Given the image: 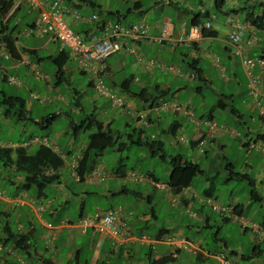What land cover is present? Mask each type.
Wrapping results in <instances>:
<instances>
[{
    "label": "crops",
    "instance_id": "obj_1",
    "mask_svg": "<svg viewBox=\"0 0 264 264\" xmlns=\"http://www.w3.org/2000/svg\"><path fill=\"white\" fill-rule=\"evenodd\" d=\"M61 1L67 9L63 17L71 21V25L75 28L74 33L86 41L101 37L106 29L113 24L129 26L139 22L149 26L152 37L161 36V27L167 23L170 25L173 37L179 38L187 32L193 22L210 23L211 35L190 46L179 45L175 48L167 42L162 45L152 41L127 42L119 54L105 62L104 85L112 91L114 96L122 99L126 104L124 108H118L113 105L110 99L96 94L92 76L79 68L77 62L69 56L68 51L52 37L50 30L41 35H27V30L33 28L38 17L37 10L29 11L27 0H0V82L8 85L7 77L18 78L19 76L39 83L36 87L37 93L31 91L30 88L24 90L19 86L22 90L18 91L26 92L27 96L24 97L18 96L16 93L9 94L4 88L0 90V123L3 118L6 126L9 127V121L13 118L15 124L10 126L13 128L20 126L22 129L19 135L21 139L16 143L11 145L0 143V149H11V164L4 167L1 160L0 163L3 169L9 170L12 174L10 176H13V178H8L5 174V179L1 173L2 180H5L10 186L11 195H8L9 189L7 190L6 187L0 188V228L7 223V219H10L12 213L17 224L15 231L27 235L29 242H31L27 252H20L19 250H14L11 254L1 252L0 264H244L245 262L255 264L259 261L264 264V240L258 241L250 230L242 228L240 224L234 223L230 219L227 220L224 219L225 217L217 215L204 203L206 198H212L222 206H231L233 209L237 207L240 214H236L237 216L261 226L264 230V220L262 223H258L247 217L248 213L251 212L250 210L264 208V164L259 162L260 157L264 159V120L260 119L259 116L255 119L253 116L254 113L259 114L258 110L254 108L253 99L248 92V75L242 66L241 59L234 54L235 48L227 41L229 27L224 22L225 15L231 13L237 15L242 21H245L244 15L248 13L254 16L261 15L264 10V0H225L224 15H221L222 18L219 19L216 16L219 13L216 11L212 0ZM124 5L128 7L125 13H122L121 8ZM73 12L79 14L81 19L75 20L72 17ZM152 13L154 16L151 18V23L148 24L146 18H149ZM203 15L207 18L206 21L202 19ZM93 16L96 19L89 22L88 19ZM128 16H135L137 19L127 22ZM214 22H217L219 26L213 27ZM67 25L69 26V24ZM69 27L71 28V26ZM218 29H226L227 31L220 33ZM259 33L264 35V31L256 30L257 44L247 45L248 35H246L242 45L249 72L258 79V89L262 96L260 99L264 102V37H260ZM221 35L224 36L223 40ZM21 37H24V41H21ZM208 39L218 40L222 44L223 48L215 47L222 50L221 56H224L222 62L214 54L213 49L205 45V40ZM127 49H133L135 53L129 54ZM62 51L67 52L68 63H72V65L67 63L63 69L64 78L67 80L61 85H56V69L51 76V71L48 69L50 74H47L43 64L46 61L53 64L52 59ZM255 52L257 55H254ZM148 59L156 61V65L150 69L145 67V62ZM258 60L262 61V65L258 64ZM191 62L193 67L188 65ZM203 63L216 69L219 75L222 71L225 74L229 71L233 78L237 77L238 65H240L247 79L244 91L238 89L235 90V93L226 95L216 89L213 80L205 69L206 65ZM32 65H36L45 78L37 79L31 68ZM170 67L174 70L177 69V72L170 71ZM191 68L201 70L202 80L197 79L194 70ZM126 71H128L127 74ZM75 75L89 77L88 83L80 88H69L71 79ZM226 82L233 81L226 79ZM62 86L71 90L72 94H64ZM133 86L136 88L134 89ZM156 89L164 93L159 95L155 104L163 101L187 103L197 120L213 119L223 129L219 130L213 139L206 140L201 150L198 142L205 138L208 130L206 127H196L192 121L178 113H151L148 111L150 102L139 99L144 98L145 93L139 97L137 95L142 90L153 91ZM90 91L92 95H88ZM210 93L213 95L214 101L208 104L206 100ZM32 94L45 98L47 100L45 104L48 105L42 104L44 106H41V103L38 104L39 100H32ZM9 98H17L23 101L24 108L19 110L17 109L18 105L8 107L3 103V100ZM104 100L112 104L111 107L114 111H120V115H128L133 119L136 126L131 134H124L119 129L113 130L115 115L112 113L111 116L113 117L107 119L110 110L106 111ZM238 101L243 105L242 111L235 106V102ZM53 103H65V106L70 107L77 116H84L80 123L67 116L70 118L68 128L71 129V133L64 128L59 133H55L54 121L61 118L65 113L59 109L49 110ZM45 107H48L47 111L43 110ZM86 110L90 113L89 115L85 114ZM216 110L221 111L219 116L226 118L233 116L235 122H242L245 126L247 124L245 112L250 113L252 115L250 116V123L257 124L254 133L248 130L244 136L237 133L233 134L226 124L215 117ZM96 111L98 117L95 116ZM140 114H147V119L140 118ZM91 119L101 122L105 128L115 134L113 138H117V141L114 146L118 145L119 151L126 148L129 140L132 143L130 138L134 139L136 135L142 144L147 139H151L163 142L164 146L165 141L162 137H165L168 138L169 145L173 147L182 146L177 142V138L184 136L189 141L185 145L190 148V155L177 154L169 157L182 156L194 163L200 161L202 156L208 158L209 153L211 151L214 153L216 150L218 152L215 157L220 158L219 152L226 148V138L237 139L240 151L247 152L248 158L244 162L245 171L236 172L234 164L226 156H221L223 162L226 163L227 161L232 165L233 175L227 169L225 171L224 164L221 162L222 169L216 170V167L211 166L207 169V173L211 176L204 178L206 186L201 189L200 193L191 185L176 195L171 193L167 185L170 168L167 171L168 179L164 184L160 183L153 172L145 175L165 186V189L155 188L147 180L135 181L128 178L129 171L126 169L106 172L100 168L101 165L99 164L102 154L96 159V165L92 169L83 166V172L80 174L79 161L87 142L79 144L76 139L82 131L94 129H82L83 125ZM28 123L33 128L30 132H28L29 128L27 129ZM126 127H130V124L126 123ZM35 129L44 135L33 134ZM51 130L56 141L63 136L68 139L66 144L69 147L66 150L51 143L50 138L53 139V136L45 134H50ZM26 131L28 133L27 138L24 136ZM91 134L88 135V138ZM193 140L196 142L193 143ZM44 141H47V145ZM251 144L256 145L253 150L250 149ZM253 154L256 155L253 156ZM251 156H253L252 160H250ZM256 160L258 161L256 162ZM73 161L77 162V173L83 177L80 182L73 179L70 168ZM221 170L227 173V177L223 181L226 187L234 188V184L239 181L247 182L243 179H237L238 174L246 175L253 181V189L259 195L260 201H252L250 188H248L245 197L247 204L240 202L237 196L234 197L233 190L230 191L227 201H219V198L214 195V191L216 190L215 182L219 175L218 172ZM37 171H41L47 176H58L57 182L46 188L44 196L38 195L36 191L33 192V186H25V173ZM93 171L99 172L102 178L86 180V176ZM205 174L206 171H203V175ZM129 185H145L154 192L141 193L131 189ZM102 188H104L103 191ZM100 191L103 194H100ZM207 191L209 193H205ZM155 193H161V196L158 197L159 200H168L169 204L171 202L170 205L178 214L170 227L160 226L157 228L154 237H148L144 231L156 225L158 219L153 205ZM129 196L134 198L130 203L126 199ZM95 197L98 198V202L101 199L106 204L109 203V206L103 210L96 208L95 212H89L88 200L93 202ZM117 198H120L119 203L113 201ZM137 201L139 202L138 207ZM146 204L149 205L150 213H140L139 206ZM112 208L121 210L120 222L131 233L134 238L133 241L118 244L111 237L100 234L92 228H84L80 224L81 220L92 217L96 212ZM6 210H10L11 213ZM208 212L215 214L217 218L212 217L211 213ZM260 213L262 212L260 211ZM182 218L185 223L180 222ZM187 219L195 221L193 224L195 226L191 225ZM216 219H219L218 223ZM215 223L217 227H215ZM48 224L51 225L50 228L47 227ZM227 225L238 226L241 231L240 235L248 237V243L234 242L232 239L229 242L226 240V236H220L221 229ZM194 227L197 228L196 237L185 235L186 231H190ZM201 229H216L212 231L213 242L219 245L220 250H212L206 245L204 239L201 238ZM141 238L148 239V242L138 241ZM6 247L13 249L10 245H6ZM143 250H147L148 255L143 254Z\"/></svg>",
    "mask_w": 264,
    "mask_h": 264
},
{
    "label": "rangeland",
    "instance_id": "obj_2",
    "mask_svg": "<svg viewBox=\"0 0 264 264\" xmlns=\"http://www.w3.org/2000/svg\"><path fill=\"white\" fill-rule=\"evenodd\" d=\"M128 6L124 5L121 10L122 13H125V10ZM172 10V9H171ZM24 11V10H23ZM153 13L149 16V18H146V22L148 24H150L151 22V18L153 17ZM219 18H222L221 15L217 14L216 15ZM137 18L135 16H128L126 21H135ZM202 19L204 21H206L207 19L202 16ZM64 21L66 22V24H69V26H71V28L73 29V31H75V28L71 25V21L67 18H64ZM216 21V20H215ZM124 24V22H122ZM219 26L217 24V22L213 23V27H217ZM218 31L220 33H226V29L221 30L218 29ZM260 37H264V35L262 33L258 34ZM221 39H224V36L221 35ZM21 41H24V37H21ZM205 45L210 46L213 51L214 54L217 55L220 59L221 62L224 59V56H221V49L219 48H223L222 44L220 43V41L218 40H205ZM216 46H219V48H215ZM219 49V50H218ZM67 50V49H66ZM256 54V52L254 53V55ZM257 55V54H256ZM114 56V55H113ZM112 56V57H113ZM111 58V57H110ZM206 65V68L204 65H202L206 70L207 73L210 75L211 79L214 82V85L216 87V89L220 90L222 93H225L226 95H229L231 93H235V90H242V92L245 89L246 86V74L243 71V68L240 67V65H238V70H237V77L233 78L232 74L228 71L226 74L222 71L219 75L218 71L214 68L208 67L209 64L203 63ZM68 65H72V63H68ZM186 66V64H184ZM43 68L45 69L47 74H50V72H48V69L51 71V76L52 73L54 72V66L53 64H51L50 62L46 61L43 64ZM177 70V69H176ZM128 73V71H126V74ZM18 81L20 83L21 88H23L24 90H27L30 88L31 91H34V93H37V88L39 83H36L33 80H30L28 78H24V77H19L18 76ZM226 79H232L233 82L227 83ZM89 77L87 76H80V75H75L72 77L71 79V85L69 86V88H80L85 86L88 83ZM39 82V81H38ZM240 83V84H239ZM8 84H2L0 82V90L1 88H4L5 91H7L9 94L10 93H16L18 96H27L25 91H18V90H22L20 89V87H16V86H10ZM239 87V88H238ZM133 88L135 89L136 87L133 86ZM62 91L64 92V94L70 95L72 94L71 90H68L65 86H62ZM88 95H92L91 91L89 92ZM108 100V99H107ZM214 101V97L213 95L210 93L207 96V100L206 102L208 104H210L211 102ZM105 103V109L106 111H109L110 114H108L107 119H109V117H113L111 116V114L113 113L115 115L114 117V123H113V130H121L124 134H131L133 129L136 126V123L133 121V119H131L130 116H125V115H120V111H114L111 107V103L109 101L104 100ZM40 104V103H38ZM59 103H53L50 105L49 110H61L63 113H65V115H62L61 118H58L56 121H54V125H53V129L54 131H56L55 133H59L63 128L65 130H68V132L71 133V129L68 128V122L70 121V118L75 121V122H81L82 119H84L83 115L77 116L76 113L74 111H72L70 109V107H66L65 103L64 104H59ZM45 105H48L47 103ZM40 106V105H39ZM41 106H44L41 104ZM235 106L236 108H238L240 111L243 110V105L240 104V102H235ZM43 110H48V107L43 108ZM74 112V113H73ZM86 115H89L90 113L88 112V110H86ZM221 114L220 110H216V115L215 117L222 123L226 124V126H228L229 131L233 132V134H242L243 136L247 133V131L249 130L251 133H254V130L256 129V125L257 124H251L250 123V113L245 112V118H246V126L244 124H242V122L237 123L235 122V119L233 116H230L229 118L226 117H221L219 116ZM98 115V112L96 111L95 116ZM69 116V117H67ZM254 118L257 119L258 115L257 113L253 114ZM98 117V116H97ZM9 127L6 126L5 124V119L2 118V122L0 123V143H9L14 144L17 141H19L21 138L20 132L22 131L21 127L19 126L18 128H13L11 127L12 124L14 125L15 122H13V118L9 121ZM126 123L130 124V127H126ZM11 125V126H10ZM29 128L28 132L31 131V129H33L31 127V125L28 123L27 125V129ZM95 130H88V131H82L79 136L76 139V142L80 143H86L88 140V135L93 133ZM33 134L37 135V136H41L44 135L40 132H38L36 129L33 132ZM47 134V136H53V139L50 138L51 143H54L56 145H58L60 148L66 150L68 146L67 143V138L65 136H63L62 138H60V140L56 141L54 139V135L52 134V130L50 132V134ZM26 138L28 137V133L26 131V134L24 135ZM137 135L134 137V140L137 141ZM24 138V139H26ZM162 139L165 141V146H164V151H165V161H162L158 156L156 157H151L150 156V152L148 151V149L142 144V145H138L137 143L133 144L130 142V140L127 143V148H124L122 151L118 150V145L114 146L112 148H108L106 149L102 155H101V159L99 160V164L101 165V169L105 170L106 172H116L119 169H126L127 171H131V173H137V174H142L143 176L149 174V173H155V177L160 181V183L164 184L167 181V171H169V164H168V160H169V156H175L177 154L180 155H184V156H188L191 153V150L189 147H186L185 143L181 144L182 146L180 147H173L170 146L167 139L165 137H162ZM145 141V140H144ZM225 147L222 151L219 152V157L220 158H216L215 154H217L218 150H216L214 153L211 151L209 153L208 158H205L204 156L201 157L200 161L197 162V164L201 167V169L203 171H206V174L203 176H197L193 183H192V187L194 189L197 190L198 193H200L201 189L203 187L206 186V183L204 182V178H209L211 175L207 173V169L211 166V167H216V170L222 169L223 166L221 164H224V162L221 159V156H226L230 162H232L235 166V171L236 172H243L245 171V167H244V162L247 160L248 156H247V152L244 150L241 152L239 149V141L237 139L228 137L225 140ZM205 148V147H204ZM256 154H253V156H255ZM253 156L250 157V160H252ZM260 163L264 164V159H262L260 157L259 159ZM258 160H256L257 162ZM1 173H3V177L6 179L5 174L8 178H10L12 175L11 172L9 170H4L2 167V164L0 163V188L3 189L4 187H6V189L8 190V195H11V189L10 186L5 182V180H2L1 178ZM219 175L217 176L216 182H215V191H214V195L217 196L219 198V201L224 202L227 201V199L229 198V194L230 191L233 190V196H237L239 201L242 203L247 204L248 202L246 201V194H247V190L249 188L248 183L245 181H239L238 183L234 184V188L232 187H226L225 184L223 183L224 179L227 177V173L224 170H221V172H218ZM150 177V176H148ZM13 178V176L11 177ZM6 185V186H5ZM131 189L133 190H138L141 193H146L148 191V193L154 192L152 189H150L148 186L145 185H129ZM102 191L104 190V188L101 189ZM32 191L34 192V188H32ZM100 191V194H103V192ZM161 196V193H155L154 197V208L155 211L157 213V217L158 219L156 220V225L151 226L149 229L145 230L144 233H146V235L148 237H154V234L157 231V228L160 226H164V227H170V225H172L173 223V219H175L177 217L178 212L176 210H174L172 207L171 202L170 204L168 203V200L165 199H158V197ZM125 198V197H122ZM126 199L128 200V202L130 203V201H133L134 198L132 196L126 197ZM100 201L98 202V198L95 197V199L93 200V202H90V200H88L87 203V207H88V211L89 212H95V209H100L103 210L105 208H107L109 206V203H105L104 201H102L101 199H99ZM120 200V198L114 199L113 201L115 203H119L118 201ZM137 207L139 205V202L137 201L136 203ZM140 209V213H150L149 211V205L146 204L144 206H139ZM5 211V209H3ZM6 211H10V210H6ZM87 211V212H88ZM251 212L248 213V218L253 219L255 221H257L258 223H262L264 220V208L262 209H252L250 210ZM260 211L262 213H260ZM213 212V211H212ZM11 213V211H10ZM71 213L73 214V211H71ZM211 213V212H208ZM260 213V214H258ZM258 214V215H256ZM218 215V214H217ZM256 215V216H255ZM211 216L214 218H217V216L215 214L211 213ZM2 219V218H1ZM185 219V217H184ZM182 218V220L180 222L185 223V220ZM191 225L195 224V221L191 220V219H187ZM217 223L219 222V219H216ZM3 221V219H2ZM10 225L11 227L15 230L17 227V224L15 222V218L14 216L10 215ZM167 221V222H166ZM213 224V223H212ZM215 227H217L216 223L214 224ZM195 226V225H193ZM220 226V225H219ZM195 229V231H194ZM194 229L190 230V231H186L185 235H191L190 237H196L195 232L197 230L196 227H194ZM200 230V229H199ZM216 229H211V230H206V229H201L202 235L201 238L204 239L206 245L214 250V249H219V245H216L213 242V232ZM240 228L238 226L235 225H227L224 226L221 229L220 232V236H226V240H228L230 242V239H232L234 242L235 241H242L244 244L248 243L249 239L248 237H243L242 235H240ZM201 240V239H200ZM220 250V249H219ZM218 250V251H219ZM143 254H147L148 255V251L147 250H143ZM244 264H247L246 262ZM255 264H262V261H259V263H255Z\"/></svg>",
    "mask_w": 264,
    "mask_h": 264
},
{
    "label": "built area",
    "instance_id": "obj_3",
    "mask_svg": "<svg viewBox=\"0 0 264 264\" xmlns=\"http://www.w3.org/2000/svg\"><path fill=\"white\" fill-rule=\"evenodd\" d=\"M29 6V11L37 10L38 17L34 23L33 28L27 30V35L37 34L41 35L45 31L50 30L52 37L59 42V44L67 49L69 56L75 60L81 70L92 76L93 88L99 96H103L111 100L114 106L118 108H124L126 104L124 101L113 95L104 85V72H105V62L107 59L113 55L119 54L127 42H145L152 41L155 44L162 45L164 43H169L173 48L179 45H192L202 41L211 28L208 22L203 24H197L190 26L187 32L179 37L174 38L173 32L170 25L165 23L161 27V36L152 37L150 34L149 26L143 22L134 23L129 26H122L121 24H113L109 26L108 29L99 38H93L89 41L82 39L78 34L66 24L64 21V14L67 12L66 7L63 5L61 0H27ZM72 17L75 20H80L81 17L76 12L72 13ZM96 18L93 16L88 19L89 22H93ZM225 25L229 27V33L227 36V41L234 48L235 56L239 57L242 62V66L248 75V92L253 99V106L258 110L259 116L264 119V102L260 99L262 96L259 92L258 86L259 81L256 77L252 76L248 69V62L244 57V49L242 42L245 40V36L248 35L246 44L249 46L255 45L258 41L253 27L248 23L240 20L236 15H230L225 19ZM129 54L135 53L133 49H127ZM9 57V55H7ZM140 60V59H139ZM258 64L262 65V61L258 60ZM28 65H31L28 63ZM156 65L154 59H148L145 62V67L150 69ZM34 76L37 79H43L45 76L41 73L36 65L31 66ZM170 71H175L172 67L169 68ZM7 82L13 86H20V83L15 77H7ZM136 81H138L136 79ZM32 100H39V103L45 104L47 100L43 97H39L36 94L31 95ZM148 111L151 113L159 114L162 112H172L178 113L185 117L186 119L192 121L196 127L204 126L206 127L207 133L203 141L199 143V147L202 150V146L206 140L213 139L217 132L223 127H219L213 119L208 120H197L194 112L188 106L187 103L173 102V101H163L156 104L150 108ZM147 114H140V118L145 119ZM146 124V123H145ZM177 142L180 144H188L189 141L186 137L180 136L177 138ZM46 143L47 145V141ZM250 148H255L252 146ZM73 171V178L76 181L80 180V177L75 173L77 169V162L73 161L71 166ZM102 175L93 171L91 174L86 176V180H92L93 178H102ZM128 178L135 181L147 180L151 185L158 189H165L162 184L151 180L149 177L143 176L137 173H128ZM204 203L210 207V209L218 214L219 216L225 217L238 223L242 228L250 230L254 237L260 241L264 240V230L257 224L248 222L245 218L237 216L234 213V209L231 206H222L217 204L212 198H206ZM119 208H112L106 211L96 212L92 217L81 220V225L84 228H92L96 232L107 235L115 240L118 244H125L134 240L128 229L121 224ZM48 228L51 227L50 224L47 225ZM142 243L148 242V239L141 238ZM7 252L12 253V249L6 246L0 245V253Z\"/></svg>",
    "mask_w": 264,
    "mask_h": 264
},
{
    "label": "trees",
    "instance_id": "obj_4",
    "mask_svg": "<svg viewBox=\"0 0 264 264\" xmlns=\"http://www.w3.org/2000/svg\"><path fill=\"white\" fill-rule=\"evenodd\" d=\"M212 1H213L216 11L220 15H224L225 0H212ZM230 15H232V13L225 15V19ZM244 16H245L244 20L247 21L253 27L255 31V35H256V30L264 31V10L262 11V14L259 16H254L253 14H250V13L245 14ZM225 19H224V22H225ZM197 24L199 23L193 22L192 26L197 25ZM210 31L211 29L207 33L204 34L205 35L204 37H207V36L210 37L211 35ZM68 61H69V56L66 51L60 52L57 56H55V58L52 59V63L56 69V72H55L56 85H61L67 80V78H64L63 69L67 65ZM188 65L190 67H193L192 62L189 63ZM191 69L194 70V73L197 79L202 80L201 70L195 69V68H191ZM142 93H145L146 96L144 98H139V99H142L143 101L144 100L149 101L150 102L149 108H150L156 105L155 104L156 99H158L159 95H162L164 92L162 91L160 92L157 89L153 91L142 90L140 94H137L138 97L141 96ZM3 103L6 104L8 107H11L12 105H14L15 107L16 105H18L17 109L19 110L22 107L24 108L23 101L17 98L16 99L9 98L7 100H3ZM147 117L148 115L146 116V119ZM89 128H94L95 133L89 136L88 141H87V146L82 154L81 160L79 161V173L80 174L83 172L82 171L83 166H86V168L92 169L94 165H96V159H98L99 156L106 149L114 147L117 141V138L115 139L113 138L115 134H113L108 128H105L103 124L99 121L91 119L89 120V122H86L82 127V129H89ZM130 139L132 140L133 144L137 143L138 145H142V143L139 141L138 138H137V141H135L133 138H130ZM203 140L204 138L202 140H199L198 145ZM192 142L194 143L196 141L193 140ZM143 145L148 149L151 157L158 156L162 161H165L166 154L164 151L163 142L159 140L157 141V140L147 139L146 142L143 143ZM0 160L2 164L4 165V167L9 166V164H11L10 163L11 149H0ZM168 164L170 167V175H169L167 185L171 193L174 195L179 194L183 189L190 187L194 179L197 176L203 175V171L197 163H194L190 161L189 159H186L182 156L169 157ZM224 169L225 171L227 170L230 171V173L233 175L232 165L228 163L227 161L226 163L224 162ZM22 170H19V171H22ZM237 179H243L247 181L248 186L250 188V197L252 201H258V200L260 201L259 195L253 189L254 183L252 180H250L246 175H240V174H238ZM57 180H58L57 175L47 176L41 171L25 173V186L26 187L33 186L37 194L40 196L42 195L44 196L46 188L56 183ZM205 193H209V192L207 191ZM237 209H238L237 207L234 208V213L237 215H240ZM224 219L229 220L228 218H224ZM0 229H1L0 230V244H2V246L10 245L13 247V249L11 248L13 251L19 250L20 252H27L29 250L30 245H31L30 244L31 242H29V237L27 235L17 233L11 227L9 219H7V223L3 225L2 228Z\"/></svg>",
    "mask_w": 264,
    "mask_h": 264
},
{
    "label": "clouds",
    "instance_id": "obj_5",
    "mask_svg": "<svg viewBox=\"0 0 264 264\" xmlns=\"http://www.w3.org/2000/svg\"><path fill=\"white\" fill-rule=\"evenodd\" d=\"M232 15H233V14H232ZM236 16H237V15H236ZM244 22H247V21H244ZM258 116H259V115H258ZM259 118L262 119L260 116H259ZM262 120H264V119H262ZM251 145L256 147L255 144H251ZM251 145H250V147H251ZM250 149L253 150L254 148H253V149L250 148ZM75 173L77 174L78 177H80L79 174L77 173V169H76ZM72 176H73V171H72ZM73 179H74V178H73ZM82 179H83V177H80V180H79L78 182H80ZM74 180H75V179H74ZM260 227H261V226H260ZM12 251H13V250H12ZM9 254H11V253H9Z\"/></svg>",
    "mask_w": 264,
    "mask_h": 264
}]
</instances>
